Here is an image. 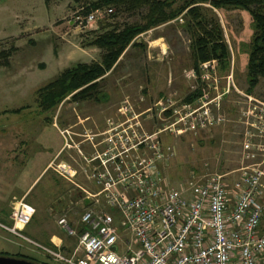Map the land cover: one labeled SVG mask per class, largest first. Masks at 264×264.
I'll return each mask as SVG.
<instances>
[{"label": "rangeland", "instance_id": "1", "mask_svg": "<svg viewBox=\"0 0 264 264\" xmlns=\"http://www.w3.org/2000/svg\"><path fill=\"white\" fill-rule=\"evenodd\" d=\"M94 1L0 0V52H9L6 64L0 66V223L8 225L10 204L22 197L18 192L24 191L29 179L34 174L36 177L61 147V154L24 199L35 214L21 233L43 245L56 235L69 252L76 247L77 238L67 237L56 222L65 217L70 226L79 227L86 210L81 200L77 201L82 196L80 188L91 193L95 189L76 169L93 155L92 144L97 151L103 150L101 134L108 123L125 119L123 113L127 112H120L124 100L132 107L129 116H136L148 133L164 124L157 108L163 98L175 96L174 100L185 102L189 94L199 92L191 101L194 108L211 101V113L219 111L225 115L227 121L223 125L207 132L161 136L164 147L172 153L162 170L172 186L192 179L203 182L214 175H226L231 181L242 165L256 163L264 170V78L253 87L247 77L254 23L246 11L215 8L212 0L194 4V0H161L174 2L173 10L186 8L176 19L139 35L133 42L141 45L132 46V42L98 80L95 99L70 102L68 97L49 111L52 119L47 122L46 111L39 107L37 89L73 65L100 63L104 52L88 46L97 34L113 27L145 24L146 8L135 12L109 8V15L98 16L86 29L77 28L75 13ZM190 4L200 7L205 20H213L220 27L229 51L224 68L215 60L206 64V78L200 76L204 63L198 66L197 74L194 69L193 26H189L185 16ZM42 62L48 64L44 72ZM147 109L150 111L144 114ZM83 141L86 142L82 144ZM245 141L251 146L249 151L243 147ZM64 167L69 168L67 172L72 169L78 174L68 181L69 177L61 176ZM261 188L264 199V178ZM101 206L108 212L104 203ZM0 252L25 254L38 262L55 264L2 228Z\"/></svg>", "mask_w": 264, "mask_h": 264}, {"label": "built area", "instance_id": "2", "mask_svg": "<svg viewBox=\"0 0 264 264\" xmlns=\"http://www.w3.org/2000/svg\"><path fill=\"white\" fill-rule=\"evenodd\" d=\"M81 10L74 18L80 29L112 12L97 10L83 17ZM207 63L200 71L203 78ZM174 97L157 105L164 124L151 133L136 116H129L132 107L124 100L120 112H127L125 119L108 123L103 130V150L92 144L93 155L76 169L95 189L91 193L80 188L81 202L89 200L91 206L82 214L78 230L65 217L56 222L67 237L77 238L72 252L56 237L59 244L50 240L43 245L21 233L35 214L24 198L12 204L8 225L0 223V228L55 264H264L260 164L242 165L231 181L226 175H214L203 182L192 179L172 186L164 175V162L172 153L164 147L162 135L207 132L227 121L219 111L211 113V101L194 108L195 103ZM243 147L249 151L251 146L245 141ZM67 169L61 168V176L69 181L78 172Z\"/></svg>", "mask_w": 264, "mask_h": 264}, {"label": "trees", "instance_id": "3", "mask_svg": "<svg viewBox=\"0 0 264 264\" xmlns=\"http://www.w3.org/2000/svg\"><path fill=\"white\" fill-rule=\"evenodd\" d=\"M194 0L192 3H197ZM200 2V1H199ZM174 2L168 3L161 0H95L86 6H81V15L101 10L102 8H116L135 12L141 8L147 9L145 24L124 25L121 28L113 27L110 30L97 34L89 43V47H95L104 53L100 63H78L63 70L55 79L37 89L39 107L46 114V121L50 110L57 108L69 97V101H84L95 99L100 81L114 66L118 58L125 52L131 43L142 33L167 23L177 18L186 8L172 9ZM191 3V4H192ZM189 5L185 13L194 38V69L198 73V66L212 60L218 61L224 68L228 65L229 51L224 42L220 27L213 20H205L200 12V7ZM215 8L234 7L240 8L250 14L255 34L251 46L248 61V81L250 86H255L260 78H264V0H212ZM112 10V9H110ZM132 46H140L135 43ZM9 56V52H0V66ZM200 95L199 92L189 94L185 100L191 102ZM21 110L14 111L15 114ZM83 195L81 192H79ZM82 198V196H80ZM81 200L80 198L77 199Z\"/></svg>", "mask_w": 264, "mask_h": 264}, {"label": "crops", "instance_id": "4", "mask_svg": "<svg viewBox=\"0 0 264 264\" xmlns=\"http://www.w3.org/2000/svg\"><path fill=\"white\" fill-rule=\"evenodd\" d=\"M60 62H61V58H60ZM43 63V65H44V68H43V70H42V72H44L45 71V68H47V66H48V64L47 63H45V62H42ZM44 139L46 140V137H44ZM47 141V140H46ZM62 149H61V147H59V148H57V150H56V152L51 156V159H50V161L48 162V165L46 164V165H44L43 166V168L41 169V171L39 172V174L35 177V174L33 175V177H31L30 179H29V183L28 184H25V189H24V191H20V192H18V194L19 195H21L22 197H21V199L22 198H27L29 195H30V189L32 188V186L36 183V181L38 180V178L40 177V176H42V175H45L46 174V172L48 171V169H49V165H51L52 164V162L54 161V159L58 156V155H60L61 154V151ZM46 152V151H45ZM51 162V163H50ZM32 170V169H31ZM35 177V178H34ZM34 178V179H33ZM33 179V180H32ZM32 180V181H31ZM19 201V200H18ZM16 202V201H15ZM14 202H12L11 204H10V206H11V208H12V204H13ZM82 206H83V208H88V207H90L91 206V203H89L87 206H85L84 205V202L82 203ZM108 212H109V210H108ZM1 213V212H0ZM1 217H2V215H1ZM7 218H8V216H7ZM71 227H73V226H71ZM74 228V227H73ZM79 228V227H78ZM78 228H76V229H78ZM60 230V229H59ZM61 231V230H60ZM62 232V231H61ZM55 237L56 238H58V239H61L60 240V242H61V246H63V248L65 249V244H63V240H62V238H60V237H58V236H56V235H53L52 237H51V239L50 240H54L56 243H58V240H56L55 239ZM59 242V243H60ZM58 243V244H59ZM47 244H49V242L47 243ZM68 251V250H67ZM44 263V262H43ZM44 264H49V263H44Z\"/></svg>", "mask_w": 264, "mask_h": 264}, {"label": "flooded vegetation", "instance_id": "5", "mask_svg": "<svg viewBox=\"0 0 264 264\" xmlns=\"http://www.w3.org/2000/svg\"><path fill=\"white\" fill-rule=\"evenodd\" d=\"M48 118L52 119V115L48 114ZM85 142L86 141H83L82 144L85 143ZM0 257L14 258V259H18V260H24V261H27V262H30V263H35V264H44L43 262H38L32 257L26 256L25 254H20V253L0 252Z\"/></svg>", "mask_w": 264, "mask_h": 264}, {"label": "water", "instance_id": "6", "mask_svg": "<svg viewBox=\"0 0 264 264\" xmlns=\"http://www.w3.org/2000/svg\"><path fill=\"white\" fill-rule=\"evenodd\" d=\"M90 203L89 200H84V205L87 206ZM0 264H35L24 260H18L14 258L0 257Z\"/></svg>", "mask_w": 264, "mask_h": 264}]
</instances>
